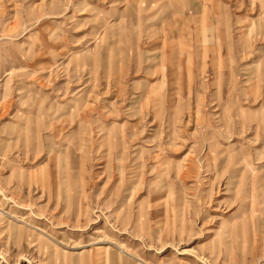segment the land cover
Returning <instances> with one entry per match:
<instances>
[{
	"label": "rangeland",
	"instance_id": "1",
	"mask_svg": "<svg viewBox=\"0 0 264 264\" xmlns=\"http://www.w3.org/2000/svg\"><path fill=\"white\" fill-rule=\"evenodd\" d=\"M0 264H264V0H0Z\"/></svg>",
	"mask_w": 264,
	"mask_h": 264
},
{
	"label": "bare ground",
	"instance_id": "2",
	"mask_svg": "<svg viewBox=\"0 0 264 264\" xmlns=\"http://www.w3.org/2000/svg\"><path fill=\"white\" fill-rule=\"evenodd\" d=\"M15 219V218H14ZM17 220H19V221H23L24 222V220L23 219H21V218H19V219H17ZM36 230H39L40 231V229L37 227V228H35ZM41 233V232H40Z\"/></svg>",
	"mask_w": 264,
	"mask_h": 264
}]
</instances>
